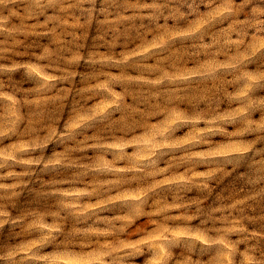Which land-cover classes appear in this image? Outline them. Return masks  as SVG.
<instances>
[{
  "label": "rangeland",
  "instance_id": "1",
  "mask_svg": "<svg viewBox=\"0 0 264 264\" xmlns=\"http://www.w3.org/2000/svg\"><path fill=\"white\" fill-rule=\"evenodd\" d=\"M0 264H264V0H0Z\"/></svg>",
  "mask_w": 264,
  "mask_h": 264
}]
</instances>
